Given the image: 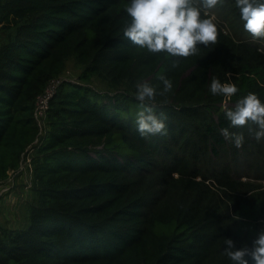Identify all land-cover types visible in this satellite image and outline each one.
Wrapping results in <instances>:
<instances>
[{"label":"trees","instance_id":"16d2710c","mask_svg":"<svg viewBox=\"0 0 264 264\" xmlns=\"http://www.w3.org/2000/svg\"><path fill=\"white\" fill-rule=\"evenodd\" d=\"M127 3L0 0V184L34 149L30 223L0 226V264H231L225 237L250 245L264 222V137L225 116L249 92L264 100V38L224 0L205 13L215 44L153 54L123 36ZM69 61L76 80L62 79L41 134L36 100ZM161 76L173 82L155 102L166 131L142 136L136 85L162 88ZM214 78L238 93L214 96Z\"/></svg>","mask_w":264,"mask_h":264},{"label":"clouds","instance_id":"9594fccd","mask_svg":"<svg viewBox=\"0 0 264 264\" xmlns=\"http://www.w3.org/2000/svg\"><path fill=\"white\" fill-rule=\"evenodd\" d=\"M224 0H129L124 6L128 17L123 36L139 49L169 57H188L198 53L200 45L215 44L218 28L215 16L206 15L207 10L222 6ZM244 29L253 38H264V0H235ZM178 61H174L176 63ZM163 87L151 83H137L135 97L140 102L136 112L137 130L142 136L166 131V124L156 114V97L173 89L171 79L160 77ZM209 91L214 96L231 99L239 88L232 82L214 78ZM225 116L232 127L255 124L259 131L256 139L264 137V100L255 92L236 101ZM226 138H232L236 147L244 142L242 133L221 129ZM224 253L231 264H264V229L257 230L251 244L237 247L229 237L224 239Z\"/></svg>","mask_w":264,"mask_h":264},{"label":"rangeland","instance_id":"374dc122","mask_svg":"<svg viewBox=\"0 0 264 264\" xmlns=\"http://www.w3.org/2000/svg\"><path fill=\"white\" fill-rule=\"evenodd\" d=\"M77 73L78 68L73 61H69L61 78L75 81ZM94 86L100 91L106 90L102 83L95 82ZM228 105V101H224L225 109ZM14 181V195H12V197H8V195H6L0 200V226L10 229H24L28 227L30 223L29 205L32 203L34 198L33 189L32 187L28 190L25 189L27 178L24 176H17ZM262 184L264 186V182ZM259 225L260 229H264V222H259Z\"/></svg>","mask_w":264,"mask_h":264},{"label":"built area","instance_id":"2783aa9c","mask_svg":"<svg viewBox=\"0 0 264 264\" xmlns=\"http://www.w3.org/2000/svg\"><path fill=\"white\" fill-rule=\"evenodd\" d=\"M62 78L54 79L48 83L44 92L37 98L36 100V119L41 129V134H44L45 127L47 123V111L49 108V102L55 95L57 88L62 83ZM226 101V100H225ZM224 107V102L222 105ZM39 140L35 142L38 144ZM34 149L33 147H29L22 156L19 167L17 170H10L8 172L7 179L0 184V200L8 195V197H12L14 195L13 189L15 185V179L17 176H24L27 178V184H25V189L28 190L32 187V156Z\"/></svg>","mask_w":264,"mask_h":264}]
</instances>
